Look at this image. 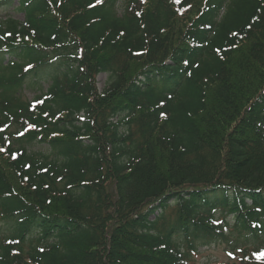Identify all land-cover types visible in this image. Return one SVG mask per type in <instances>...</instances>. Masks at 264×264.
<instances>
[{
	"label": "trees",
	"instance_id": "obj_1",
	"mask_svg": "<svg viewBox=\"0 0 264 264\" xmlns=\"http://www.w3.org/2000/svg\"><path fill=\"white\" fill-rule=\"evenodd\" d=\"M17 1L22 20L0 17V264H195L230 232L252 244L230 264H264V0Z\"/></svg>",
	"mask_w": 264,
	"mask_h": 264
},
{
	"label": "rangeland",
	"instance_id": "obj_2",
	"mask_svg": "<svg viewBox=\"0 0 264 264\" xmlns=\"http://www.w3.org/2000/svg\"><path fill=\"white\" fill-rule=\"evenodd\" d=\"M124 2V0H120V3ZM18 4L17 0H14L10 5H6L0 8V17H4L6 15H12L17 19H23V12L20 10L14 9ZM48 75L45 74L38 77H28L25 85L19 90L21 101L32 99L40 89L46 88ZM108 79V75L106 73H99L96 76L97 81V89L101 92L103 90L104 85L106 84ZM28 148L34 151H41L44 153H50V149L40 143H28ZM107 190L111 193L114 192V186L112 182H108ZM173 208V204L169 206L168 211ZM225 210V208H223ZM216 217L222 218L223 211H216ZM227 221L229 225L233 226L234 220L231 216L227 217ZM14 223L12 221H5L0 219V237L5 235H9L12 233L14 229ZM37 231L33 229L26 238L36 237ZM232 238L233 242L230 240ZM242 241H244L243 237H239L237 234L230 232L227 241H219L215 243H211L208 245H201L197 242V252L193 253L192 257L195 261V264H230L232 262H237L235 258V253L231 249V246H235L236 248H244L245 246H251L252 244L242 245ZM237 242V244H236Z\"/></svg>",
	"mask_w": 264,
	"mask_h": 264
}]
</instances>
